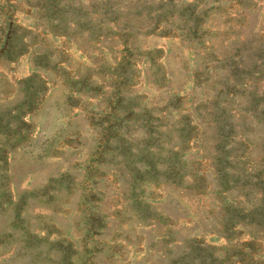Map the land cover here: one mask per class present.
<instances>
[{
    "label": "rangeland",
    "instance_id": "374dc122",
    "mask_svg": "<svg viewBox=\"0 0 264 264\" xmlns=\"http://www.w3.org/2000/svg\"><path fill=\"white\" fill-rule=\"evenodd\" d=\"M0 264H264V0H0Z\"/></svg>",
    "mask_w": 264,
    "mask_h": 264
}]
</instances>
